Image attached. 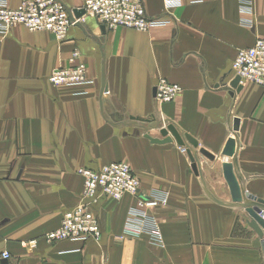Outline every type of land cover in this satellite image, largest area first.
Returning a JSON list of instances; mask_svg holds the SVG:
<instances>
[{
  "label": "crops",
  "instance_id": "obj_1",
  "mask_svg": "<svg viewBox=\"0 0 264 264\" xmlns=\"http://www.w3.org/2000/svg\"><path fill=\"white\" fill-rule=\"evenodd\" d=\"M0 1L12 9L20 2ZM58 1L81 9L79 0ZM142 1L146 17L163 26L102 32L84 15L63 41L20 26L0 34V256L9 255L7 264H263L264 237L247 215L212 203L184 150L174 141L151 142L163 140L159 130L140 126L167 121L187 136L206 188L220 201H231L223 166L233 157L222 153L234 139L245 192L264 201V88L229 87L237 53L264 40V0ZM74 51L86 82L50 84ZM159 79L180 86L174 101L154 100ZM112 162L129 165L141 196L166 195L165 207L148 212L162 245L125 233L135 198L101 194L92 205L100 239L46 243L81 202L79 170Z\"/></svg>",
  "mask_w": 264,
  "mask_h": 264
},
{
  "label": "built area",
  "instance_id": "obj_2",
  "mask_svg": "<svg viewBox=\"0 0 264 264\" xmlns=\"http://www.w3.org/2000/svg\"><path fill=\"white\" fill-rule=\"evenodd\" d=\"M85 15L96 19L106 30L126 28L146 32L151 28L165 24L161 20L146 17L142 0H79ZM167 7L179 5V0H165ZM250 2L241 1L242 6ZM80 20V19H79ZM76 20V21H79ZM64 5L58 0H20L16 8H10L0 1V34L21 26L29 32H49L59 41H63L70 29L75 25ZM251 26L250 23L244 24ZM79 53L74 51L67 68L55 70L48 77V82L54 86H73L86 82V68L77 63ZM238 77L239 85L252 83L264 88V40L257 39L253 46L240 50L232 63L231 79ZM154 100L158 103H170L181 93L180 86L159 79L154 86ZM83 178L81 202L75 208L67 211L60 226L47 233L43 239L48 244L67 240H98L100 225L92 212L98 194L112 201H120L129 195L136 200V207L131 208L126 220L125 233L130 236L147 235L149 241L162 245V234L156 219L148 212L150 209L163 207L167 197L162 193H151L141 196L140 181L129 165L122 162H112L96 170L83 168L79 170ZM264 219V217H263ZM35 246V241L31 242ZM1 260H8L9 255L2 253ZM264 264V257H263Z\"/></svg>",
  "mask_w": 264,
  "mask_h": 264
},
{
  "label": "water",
  "instance_id": "obj_3",
  "mask_svg": "<svg viewBox=\"0 0 264 264\" xmlns=\"http://www.w3.org/2000/svg\"><path fill=\"white\" fill-rule=\"evenodd\" d=\"M65 7V6H64ZM69 17L71 20L75 21V26L81 28V23L79 20L81 17L85 15V11L83 9H68L65 7ZM101 31H104V27H101ZM101 91L104 92L106 90L105 86V79H104V73L102 69L101 73ZM229 87L234 91H239L241 89V85H239V78L235 77L231 79L229 82ZM153 96H155V90L153 89ZM153 125H150L149 127L140 126L145 132L152 129L159 130L160 135L163 137V140H153L151 139V142L157 143V144H167L174 141L176 145L184 150L187 157H189L190 162L192 163V171L193 173L199 178L202 190L205 194V196L215 205L225 207V208H231L236 209L239 211L244 212L247 217L248 226L259 236L264 237V201L257 200L254 197L250 196L245 192L243 180L239 177L237 174L236 168H235V140L230 139L222 154L233 157L232 164H227L223 166V172H224V179L227 182V185L229 187L230 192V198L231 201H220L216 199L210 191L206 188V185L204 184V181L202 179L198 161L196 159V154L194 153L192 149V145L194 143L188 139L187 136L183 135L178 128L167 121H155ZM135 126H138L136 122L132 123ZM163 124H165V127L163 128ZM238 129V120H234V127L233 132H235ZM0 264H7L6 260H3L0 262Z\"/></svg>",
  "mask_w": 264,
  "mask_h": 264
},
{
  "label": "rangeland",
  "instance_id": "obj_4",
  "mask_svg": "<svg viewBox=\"0 0 264 264\" xmlns=\"http://www.w3.org/2000/svg\"><path fill=\"white\" fill-rule=\"evenodd\" d=\"M18 27H19V26H18ZM20 27H21V26H20ZM166 205H167V203H166ZM166 205H165V206H166ZM165 206H163V207H165ZM158 226H159V225H158ZM159 229H160V227H159ZM160 232H161V230H160ZM162 241H163V238H162Z\"/></svg>",
  "mask_w": 264,
  "mask_h": 264
},
{
  "label": "bare ground",
  "instance_id": "obj_5",
  "mask_svg": "<svg viewBox=\"0 0 264 264\" xmlns=\"http://www.w3.org/2000/svg\"><path fill=\"white\" fill-rule=\"evenodd\" d=\"M156 208H157V207H156ZM154 209H155V208H154ZM151 210H153V209H150L149 212H150Z\"/></svg>",
  "mask_w": 264,
  "mask_h": 264
}]
</instances>
